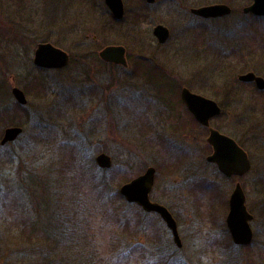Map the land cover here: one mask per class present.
I'll return each mask as SVG.
<instances>
[{"label":"rangeland","instance_id":"374dc122","mask_svg":"<svg viewBox=\"0 0 264 264\" xmlns=\"http://www.w3.org/2000/svg\"><path fill=\"white\" fill-rule=\"evenodd\" d=\"M122 1L124 17L113 23L103 0H0V97L14 103L22 130L0 145V264H264V91L237 80L264 79V18H242L249 0ZM216 3L232 14L189 13ZM157 24L169 30L163 45ZM46 42L70 56L65 68L33 65ZM108 45L125 48L126 67L85 54ZM145 65L161 71H145L144 82ZM177 86L219 105L210 127L247 153L244 177L226 179L206 161L208 132L195 121L177 130ZM100 153L109 169L97 167ZM148 167L150 200L176 221L180 248L157 215L119 194ZM236 182L253 215L246 247L233 245L225 225Z\"/></svg>","mask_w":264,"mask_h":264},{"label":"water","instance_id":"95a60500","mask_svg":"<svg viewBox=\"0 0 264 264\" xmlns=\"http://www.w3.org/2000/svg\"><path fill=\"white\" fill-rule=\"evenodd\" d=\"M105 6L115 20H121L124 16V5L122 0H103ZM147 4H153L155 0H144ZM172 1V0H170ZM190 14L202 19H216L230 15L231 8L223 3L210 4L191 8ZM243 12L251 13L257 17H264V0H253L252 4L244 8ZM152 34L158 44H164L169 38V30L161 25H156ZM99 58L105 62L113 63L123 67L127 66L125 48L120 45H109L99 52ZM33 65L39 69L60 70L69 63L68 54L51 45L50 43H39L33 53ZM241 83H253L257 90H264V79L252 72L237 76ZM11 94L19 105H26L27 99L24 92L13 87ZM181 98L186 107L193 115L198 124L208 127L207 143L212 152L206 157V161L214 164L218 172L225 177L242 176L250 169V162L244 150L240 148L233 139L221 134L219 131L209 127L210 120L220 115V107L212 100L194 94L183 88ZM22 133L19 127H8L4 130L0 145L15 141ZM95 163L100 169H109L111 159L104 153L95 158ZM155 169L148 167L143 174L123 184L119 192L127 203L136 204L143 212L157 214L170 230L174 244L180 248L181 241L177 231V224L170 212L164 206L152 202L149 194L154 184ZM252 216L245 207V196L239 183H237L229 197L228 213L225 219L232 242L235 245H248L252 241V230L250 221Z\"/></svg>","mask_w":264,"mask_h":264},{"label":"flooded vegetation","instance_id":"af4514ba","mask_svg":"<svg viewBox=\"0 0 264 264\" xmlns=\"http://www.w3.org/2000/svg\"><path fill=\"white\" fill-rule=\"evenodd\" d=\"M144 1V0H143ZM168 1H170V0H168ZM172 1H174V0H172ZM145 2V1H144ZM155 2H156V0L154 1V3L153 4H155ZM252 2H253V0H249L248 1V3H247V5H245V6H242L241 8H240V12H241V14H242V18H250L251 20H257L259 17H257V16H255V15H253V14H251V13H244L243 12V10H244V8H246V7H248V6H250L251 4H252ZM146 3V2H145ZM147 4V3H146ZM153 4H147V5H153ZM229 6V5H228ZM230 7V6H229ZM231 8V7H230ZM191 9V8H190ZM189 9V10H190ZM232 9H231V13H230V15L232 14ZM197 18V17H196ZM222 18H224V17H222ZM198 19H200V18H198ZM218 19H221V18H218ZM201 20H203V19H201ZM209 20H215V19H209ZM167 42V41H166ZM165 42V43H166ZM164 43V44H165ZM159 45H163V44H159ZM104 48V47H103ZM85 54H87V56H97V58H98V61L103 65V64H105L106 66H108V67H111V68H113L114 66H118V65H115V64H113V63H109V62H105V61H103V60H101L100 58H99V51L97 52V53H95V52H92V53H85ZM84 54V55H85ZM69 56V55H68ZM125 58H126V54H125ZM69 61H70V56H69ZM121 67V66H120ZM255 87V86H254ZM183 88H186V89H188L190 92H192L191 91V89L189 88V87H186V86H180V87H178L177 86V92H176V101H177V104H178V107H179V112L177 113V121L180 123V126H179V124H177V130H180L181 131V133L184 131V132H186L187 130H188V126H189V124H192L193 125V121H195L194 120V117H193V115L190 113V111L188 110V108L186 107V105H185V103H184V101L182 100V98H181V91H182V89ZM259 92H261V91H259ZM193 93V92H192ZM219 106V105H218ZM216 118V117H215ZM185 120L186 121V126H182L181 124H182V120ZM214 118H212L211 120H210V122L213 120ZM201 128H203V129H206L207 130V132H208V128L207 127H203V126H201V125H199ZM179 127V128H178ZM216 130V129H215ZM178 133V132H177ZM180 134V133H179ZM224 135V134H223ZM208 136V135H207ZM225 136H227V135H225ZM229 137V136H228ZM231 138V137H230ZM232 139V138H231ZM206 140H207V138H206ZM234 140V139H233ZM235 141V140H234ZM206 143H207V141H206ZM235 143L240 147V148H242L241 146H240V144L238 143V142H236L235 141ZM208 144V143H207ZM208 146L210 147V145L208 144ZM210 149H211V147H210ZM243 149V148H242ZM211 152H212V149H211ZM245 152V151H244ZM246 153V152H245ZM211 154V153H210ZM246 155H247V153H246ZM247 157H248V155H247ZM248 160H249V158H248ZM249 162H250V160H249ZM210 164V163H209ZM250 170H251V162H250V169L244 174V175H242V176H231V177H225L224 175H222L223 177H225L226 179H231V178H234V179H240V178H242V177H244L247 173H249L250 172ZM237 183H239V182H236L235 184H234V187H235V185L237 184ZM240 184V183H239ZM241 186V185H240ZM242 188V187H241ZM234 189V188H233ZM233 189H232V191H233ZM232 191H231V193H232ZM244 193V192H243ZM231 195V194H230ZM245 196V195H244ZM230 197V196H229ZM228 201H229V199H228ZM245 207H246V205H245ZM246 210H247V212L252 216V220H253V215L248 211V209H247V207H246ZM227 213H228V211H227ZM226 216H227V214H226ZM225 219H226V217H225ZM251 220V221H252ZM250 221V222H251ZM225 225H226V223H225ZM249 225H250V223H249ZM227 228V227H226ZM168 229V228H167ZM169 230V229H168ZM170 231V230H169ZM227 231H228V229H227ZM171 233V232H170ZM229 233V232H228ZM172 236V235H171ZM230 236V235H229ZM172 239H173V237H172ZM230 239H231V237H230ZM252 239H253V234H252ZM232 241V240H231ZM233 243V242H232ZM251 243H252V241H251ZM250 243V244H251ZM250 244H248V245H250ZM233 245H235L234 243H233ZM248 245H246V246H248ZM235 246H237V247H246V246H242V245H235Z\"/></svg>","mask_w":264,"mask_h":264},{"label":"trees","instance_id":"16d2710c","mask_svg":"<svg viewBox=\"0 0 264 264\" xmlns=\"http://www.w3.org/2000/svg\"><path fill=\"white\" fill-rule=\"evenodd\" d=\"M258 19H260V18H258ZM111 20H112V22L113 23H116V22H118V21H116V20H114L113 18H111ZM146 66V69H141V71H139V73L141 74V75H143V77L145 76V71H151L152 69H157V70H160L161 71V69H160V67L158 66V65H152V66H149V65H145ZM140 68H142L141 66H140ZM161 74V73H160ZM144 79H145V77L143 78V81H144ZM145 82V81H144ZM9 94V93H8ZM16 106L17 107H22V106H20L19 104L17 105L16 104ZM7 113H11L12 115H11V118H10V121L8 120V118H6L7 116ZM14 103L12 104V103H10V102H8L7 100H6V97H0V131H1V128H2V125H5L4 127H6L7 126V124H8V126H14V124H16V122H14V119L12 120V118L14 117ZM9 121V122H8ZM7 126V127H8ZM33 180V179H32ZM41 180H43V179H41ZM26 182H27V185H28V181L27 180H25ZM30 181V180H29ZM31 182V181H30ZM32 183V182H31ZM33 184H31V186H32ZM43 185L44 184H42V185H40L41 187H42V189L43 190H48V187H43Z\"/></svg>","mask_w":264,"mask_h":264}]
</instances>
